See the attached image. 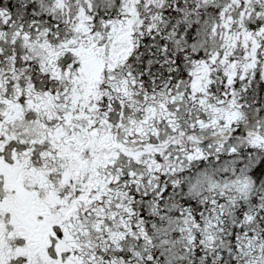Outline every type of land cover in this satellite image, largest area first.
<instances>
[{
	"label": "snow or ice",
	"instance_id": "6c2138e0",
	"mask_svg": "<svg viewBox=\"0 0 264 264\" xmlns=\"http://www.w3.org/2000/svg\"><path fill=\"white\" fill-rule=\"evenodd\" d=\"M0 264H264V0H0Z\"/></svg>",
	"mask_w": 264,
	"mask_h": 264
}]
</instances>
